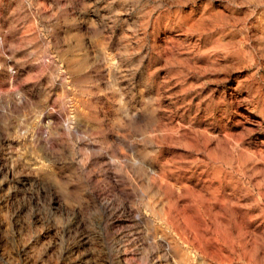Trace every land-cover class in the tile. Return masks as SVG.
Returning <instances> with one entry per match:
<instances>
[{"label":"rangeland","instance_id":"obj_1","mask_svg":"<svg viewBox=\"0 0 264 264\" xmlns=\"http://www.w3.org/2000/svg\"><path fill=\"white\" fill-rule=\"evenodd\" d=\"M0 264H264V0H0Z\"/></svg>","mask_w":264,"mask_h":264}]
</instances>
